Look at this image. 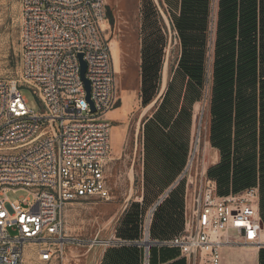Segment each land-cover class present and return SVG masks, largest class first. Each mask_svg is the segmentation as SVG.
Wrapping results in <instances>:
<instances>
[{
	"label": "rangeland",
	"instance_id": "374dc122",
	"mask_svg": "<svg viewBox=\"0 0 264 264\" xmlns=\"http://www.w3.org/2000/svg\"><path fill=\"white\" fill-rule=\"evenodd\" d=\"M195 2V15H187L181 0H106L107 21L102 29L113 57L116 88L114 110L107 115L112 123L105 171L110 198L68 202L63 210L70 241L65 253L53 262L26 264H125L123 255L130 264H144L143 246L139 253L134 242L145 238L153 202L175 182L180 189L183 227L192 196L188 175L202 166L216 180L219 194L260 187L264 166L259 164V122L255 160L246 128L242 160L237 163L233 117L224 129H229L231 140L227 151L211 143L220 0ZM20 22V0H0V77L19 75ZM196 63H201L200 82L191 79L185 68ZM19 91L30 110L41 111L33 90L22 86ZM182 164L181 176L173 181ZM5 194L13 201L27 197L28 192L8 190ZM151 220L152 216L149 227ZM230 236L236 234L231 231ZM233 246L238 248L233 254L229 248L223 250L222 264H264V245ZM174 255L163 263H170Z\"/></svg>",
	"mask_w": 264,
	"mask_h": 264
},
{
	"label": "built area",
	"instance_id": "2783aa9c",
	"mask_svg": "<svg viewBox=\"0 0 264 264\" xmlns=\"http://www.w3.org/2000/svg\"><path fill=\"white\" fill-rule=\"evenodd\" d=\"M20 14V72L0 77V264L58 260L70 242L65 205L110 198L107 115L116 88L101 27L106 0H20ZM22 86L35 92L40 112L27 107ZM188 182L192 196L183 228L159 245L176 248L185 264H221L226 246L264 245L258 186L219 194L204 166ZM8 190L28 195L11 201Z\"/></svg>",
	"mask_w": 264,
	"mask_h": 264
},
{
	"label": "trees",
	"instance_id": "16d2710c",
	"mask_svg": "<svg viewBox=\"0 0 264 264\" xmlns=\"http://www.w3.org/2000/svg\"><path fill=\"white\" fill-rule=\"evenodd\" d=\"M193 3H196L195 0H181L187 15L194 12ZM219 6L210 108L211 143L223 152L227 151L231 140L228 136L229 129H224L226 125L230 126L233 117L237 134V163L242 160L240 147L245 140L243 133L246 128L247 143H254L251 158L255 160L256 128L259 122V164L264 166V0H220ZM185 68L191 79L200 82L201 63ZM182 167L183 164L179 171ZM262 171L264 172V169ZM260 192L259 207L264 223V176H261L259 194ZM179 195L180 189L176 186L153 212L149 227L152 239L171 237L181 229L182 205L178 201ZM156 250L155 247H150L149 264L156 263ZM159 254L162 262L171 259L172 254L179 255L176 248L167 246H161ZM123 256V260L127 261L125 264H128V257ZM168 264H185V261L183 258L174 259Z\"/></svg>",
	"mask_w": 264,
	"mask_h": 264
},
{
	"label": "crops",
	"instance_id": "0c3cea01",
	"mask_svg": "<svg viewBox=\"0 0 264 264\" xmlns=\"http://www.w3.org/2000/svg\"><path fill=\"white\" fill-rule=\"evenodd\" d=\"M170 2V0H168V3ZM113 112V111H112ZM111 112V113H112ZM185 165H186V163H185ZM184 168H185V166H183L182 167V169L177 173V175L173 178V181H176V180H178L179 179V177L181 176V173L183 172V170H184ZM175 182L172 184V187H175ZM255 186V185H254ZM172 187H170L169 189H167L166 191H165V193H163L162 195H161V197H159L158 199H156L154 202H153V204H156L160 199V201H159V203L155 206V209L157 208V206L158 205H160L162 202H163V200L168 196V194H169V192L171 191V189H172ZM155 209H153V207L150 209V210H152V212H151V216L153 217V211H155ZM151 218V217H150ZM182 218V217H181ZM180 218V222H181V227H182V219ZM150 221V220H149ZM152 221V220H151ZM149 224V223H148ZM151 224V223H150ZM148 226V225H147ZM149 228V226L147 227V229ZM183 228V227H182ZM148 233H149V230H146ZM179 233V232H178ZM174 236V235H173ZM146 238H147V241L145 240V239H143L142 241H144V242H146V243H149L150 244V242L152 241V242H154V243H152L150 246H149V254H150V247H160L161 245H159L158 244V242L159 241H161V240H164V239H152L151 237H150V234H149V237L148 236H145ZM172 237V236H171ZM137 247H139V250H137V251H139V253L141 252V250H140V248L142 249V246H137ZM247 247V246H246ZM225 248H229L230 249V253H235L236 251H237V249L238 248H234V246L232 245V246H226V247H224L223 249H222V254H223V250L225 249ZM143 249H144V253H145V248L143 247ZM157 249V248H156ZM104 252V251H103ZM178 253H179V251H178ZM149 254H148V257H146V255H145V263L146 264H149ZM155 264H164L162 261H161V259H160V254H159V250L157 249L156 250V254H155ZM175 259H181L180 258V256L179 255H177V257L175 258ZM109 259H108V257H107V260L106 261H108ZM147 260V261H146ZM174 260V259H173ZM130 261V260H129ZM123 262L125 263V262H127V261H124L123 260ZM170 262H172V260L170 261ZM144 263V264H145ZM128 264H130V262L128 263ZM221 264H222V258H221Z\"/></svg>",
	"mask_w": 264,
	"mask_h": 264
},
{
	"label": "water",
	"instance_id": "95a60500",
	"mask_svg": "<svg viewBox=\"0 0 264 264\" xmlns=\"http://www.w3.org/2000/svg\"><path fill=\"white\" fill-rule=\"evenodd\" d=\"M81 57H82V54H79V58H80V63H81V77H82V79H83V81H84V84H85V87H86V90H87V98H89V81L85 78V69H86V64H85V62L81 59ZM92 110H94V108L92 107ZM161 200V199H160ZM159 200V201H160ZM159 201L156 203V204H154L153 205V209H155V206L159 203ZM149 236V233L148 232H146V234H145V236ZM145 239V238H144ZM134 243H136V244H138V245H141V246H143L144 248H145V255H146V257H148V254H149V246L152 244V243H154V242H150V244L149 243H146V242H144V241H140V242H134Z\"/></svg>",
	"mask_w": 264,
	"mask_h": 264
},
{
	"label": "bare ground",
	"instance_id": "6f19581e",
	"mask_svg": "<svg viewBox=\"0 0 264 264\" xmlns=\"http://www.w3.org/2000/svg\"><path fill=\"white\" fill-rule=\"evenodd\" d=\"M107 20L106 19H104V20H102L101 21V23H102V25H101V27H105V22H106ZM113 58V57H112ZM115 58V57H114ZM201 130V129H200ZM196 142H197V140H196ZM195 146L197 147V143H195ZM190 162H191V159H190ZM151 212H152V210H150L149 211V213H148V216H147V220H146V225H148V223H149V220H150V217H151ZM148 227V226H147ZM146 230H147V228H146ZM147 232V231H146ZM146 234V233H145ZM147 236V235H146ZM146 238V237H145ZM261 238H262V243H264V235H263V232H262V236H261ZM146 241H147V238L145 239ZM107 243H109L108 241H107ZM257 247V246H256Z\"/></svg>",
	"mask_w": 264,
	"mask_h": 264
}]
</instances>
